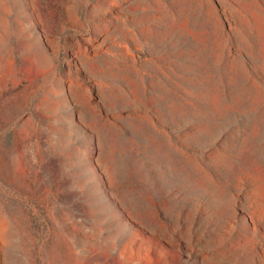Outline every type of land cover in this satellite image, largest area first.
I'll return each mask as SVG.
<instances>
[{
    "label": "rangeland",
    "instance_id": "rangeland-1",
    "mask_svg": "<svg viewBox=\"0 0 264 264\" xmlns=\"http://www.w3.org/2000/svg\"><path fill=\"white\" fill-rule=\"evenodd\" d=\"M0 264H264V0H0Z\"/></svg>",
    "mask_w": 264,
    "mask_h": 264
}]
</instances>
